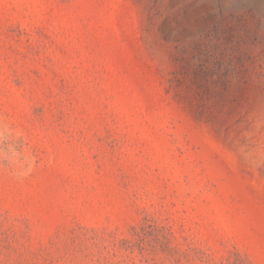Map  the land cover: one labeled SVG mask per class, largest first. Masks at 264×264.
I'll use <instances>...</instances> for the list:
<instances>
[{
    "label": "rangeland",
    "instance_id": "rangeland-1",
    "mask_svg": "<svg viewBox=\"0 0 264 264\" xmlns=\"http://www.w3.org/2000/svg\"><path fill=\"white\" fill-rule=\"evenodd\" d=\"M0 264H264V0H0Z\"/></svg>",
    "mask_w": 264,
    "mask_h": 264
}]
</instances>
